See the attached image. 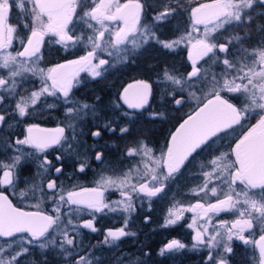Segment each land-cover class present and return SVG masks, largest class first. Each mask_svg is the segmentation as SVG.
Wrapping results in <instances>:
<instances>
[{
    "label": "snow or ice",
    "instance_id": "obj_1",
    "mask_svg": "<svg viewBox=\"0 0 264 264\" xmlns=\"http://www.w3.org/2000/svg\"><path fill=\"white\" fill-rule=\"evenodd\" d=\"M13 10H18L15 25L8 22ZM78 10L83 14L79 15ZM150 12V21L145 22L144 18H148ZM184 13H189L191 31L185 28V34L172 38L170 42L161 39L164 26ZM259 18H264V0H213L212 3H202L193 8L183 7L182 0H175L174 3L172 0H162L160 4H150L148 0H143V3L141 0H129L123 4L120 0H0V106H4L0 108V125L11 128L18 122L17 117L24 118L45 108H55V103H47V97L62 98L63 103L68 105L70 93L78 84L79 74L87 72L92 78L101 77L102 72L114 66L116 60L99 58L100 53L111 49L108 56H116L130 40L136 51L118 56L117 60L121 63L133 59L150 45L176 51L184 43L188 48L191 70L186 75H173L167 70L163 72L170 81L164 95L170 96L177 107L184 105L186 98L183 93L186 89L197 83L203 85L198 89L202 98L197 97L196 108L170 135V140L159 150L158 157L151 148L137 141L136 146L126 153L127 157H141L135 161V169L130 168L128 173H122L119 177L103 178L96 187L65 190L63 181L59 180L66 154H75L79 160V173H85L89 167L87 159H81V154L75 150V134L69 140L63 127L45 130L33 124L27 127L24 138L6 141L8 148H15L17 154L0 160V238H11L5 239V244H0V264H28L25 258L31 255V248L36 245L40 249L56 247L58 255L63 257V264H102L96 253L89 251L93 246L85 247L79 239L81 228L98 232L94 226L95 213L105 209L115 212L120 206L124 212L134 211V198H153L164 194L171 181L182 173L191 159L215 144L216 140L222 138L221 134L227 136L236 126L243 128L254 116L259 118L248 125L234 146L225 145L229 151L210 159L207 170H204L205 165L201 166L203 183L193 191L197 195L204 193L205 197L210 192L212 197H216L215 202L205 204L198 199L188 207L170 208L163 226L176 225L184 212H192L195 215L187 227L195 232L192 247L202 246L207 250L204 264H229L234 238L244 245L251 244L258 248L259 264H264V23H258ZM74 19L83 21L90 34H77L74 27H70L74 26ZM199 25L204 26V31L201 36L194 37L193 33L199 32ZM233 25L254 29L259 34L261 39L251 51L242 46L237 48V44L242 45L249 34L229 37L224 43L217 42L218 37L213 33L222 35V30L226 31L227 27ZM46 36L55 38L50 43L64 45L65 48L69 42L75 46L87 41L90 42V49L86 50L85 55L57 64L45 72L28 62L42 58L41 48ZM105 40L107 48L102 43ZM14 41L19 45L15 54L9 51ZM84 46L88 48L87 44ZM217 53L223 54V58ZM205 57L215 59L221 66L220 73L206 77L198 66ZM94 59L98 62L93 63ZM35 76L40 77L41 86L39 90L32 91L25 84ZM22 91L27 95H22ZM152 95V85L139 80L124 88L120 99L128 109L139 110L148 105ZM236 98L241 99L240 104L232 102ZM95 99L99 101L100 97ZM79 107L86 110L94 105L83 102ZM78 111L75 106L67 107L65 118L74 120ZM161 115L150 113L152 119ZM104 127L116 131L108 124ZM129 131L128 127L120 128L121 135ZM100 135L99 130L92 132L93 137ZM21 145L38 153H46L53 146L60 148V154L55 157L61 162L59 166L47 156L37 158L40 159L38 169L42 170L41 174L49 175L33 190L34 197L38 192L42 198L40 202L51 201L54 205L52 215L40 209V202L34 205L35 211H25L14 206L8 195L4 194L8 189L15 192L23 161L34 155L23 152L19 148ZM95 159L102 162L103 153L96 152ZM141 166L143 175L133 183V173L140 172ZM213 181L216 184L209 187ZM237 181L243 185L242 189L235 187ZM109 188L119 191V201L106 202L105 192ZM256 189L259 191H253ZM65 207L76 213L87 209L93 219L75 224L72 217L62 212ZM222 212H236L238 218L231 222L221 220L218 226L214 225L212 216ZM205 218L206 222L201 224L200 221ZM147 220L146 217L145 222ZM129 221L130 217L125 219L124 226L108 229L103 244L110 245L123 237L135 235L126 230ZM61 226L59 235L51 237L50 230L56 232ZM255 228L259 229L258 239L251 238L256 235L253 231ZM245 232H249V237L244 235ZM17 234H22L18 238V246ZM185 247V244L173 239L159 254ZM42 264L47 262L43 261Z\"/></svg>",
    "mask_w": 264,
    "mask_h": 264
},
{
    "label": "trees",
    "instance_id": "obj_2",
    "mask_svg": "<svg viewBox=\"0 0 264 264\" xmlns=\"http://www.w3.org/2000/svg\"><path fill=\"white\" fill-rule=\"evenodd\" d=\"M141 2L143 3V0ZM172 2L174 3L175 0H172ZM148 3L160 4L162 0H148ZM196 4L192 3L190 5L186 0H182L183 7L193 8L197 7ZM17 12L18 10H13L9 16L10 22L14 25L17 22ZM150 17L151 12L148 18H144L145 22H149ZM29 20H31V17H29ZM92 23L95 24V22ZM258 23H264V18H259ZM71 27H74L77 34L81 32L90 34L83 21H75L74 19V26ZM185 28L191 31L189 13L179 15L171 23L166 24L160 33L161 39L170 42L172 38L185 34ZM198 28L199 32H194V37L201 36L204 26L199 25ZM230 28L231 30L227 29L230 32L226 36L227 38L235 36L244 37L246 34H249V38L243 41L242 45L237 44V48L242 46L251 51L261 39L254 29L250 30L247 27H237L234 25L230 26ZM70 34L72 33L70 32ZM53 39L55 38L47 36L44 45H42L41 52L43 55L40 59L42 67H53L64 61L76 59L81 55H85L86 50L90 49V42L87 41L75 46L69 43V46L65 48L64 45L50 43L49 41ZM84 44H87L88 48ZM18 47V43L14 41V52ZM135 51L125 50L116 54V56L109 57L106 50L100 53L99 58L117 61L118 56H123L126 52ZM217 55L221 59L223 58V54L217 53ZM117 62L114 66L103 71L102 76L99 78H92L87 72L82 73L78 77V84L73 87L70 93V103L68 105L63 103L62 98L57 100L54 97H47V103H55L57 105L55 108H45L44 111L36 115L32 114L28 118L19 119L11 128H8L7 125H2L0 127V160H7L10 156L17 154L15 148H8L6 141L9 139L14 141V137L17 134L24 136L25 123L40 124L46 127H63L65 129V137L69 140L75 134V150L81 154V159H87L89 167L85 173H79L77 171L79 160L76 159L75 154H66L62 162L63 174L59 178L60 181H63L65 190H79L80 187H96L103 178L119 177L122 173H128L130 168L135 169V161L140 160L141 157H127L126 153L128 149L136 146L137 141L151 148L155 156L158 157L160 155L159 150L164 148L165 144L170 140V135L193 112L197 106V97L202 95L198 91L203 86L200 83L193 84L190 89L185 90L183 96L186 100L182 107H177L172 102L170 96L164 95L167 87L170 85V81L163 75L164 70L173 75H186L191 70V61L188 59V48L184 43H181L176 51L164 50L156 45H150L135 55L133 59H128L124 63ZM198 66L206 73V77H211L221 71V66L216 63L214 58L205 57L204 60L199 61ZM138 80L148 81L153 87V95L144 109H128L120 99V96L124 88ZM40 86L39 77H32L25 84V87L32 91L38 90ZM21 94L25 95L26 93L22 91ZM97 96L100 97L99 101L95 99ZM83 102H88L90 105H94V107L86 110L80 109L79 106ZM232 102L240 104L241 99L236 98ZM69 106H75L79 109L74 120L65 118L66 109ZM150 113H162V115L157 119H152ZM258 118V116L250 117L243 128L236 126L227 136L221 134V139L216 140L215 144L211 145L204 152H201L195 159H191L187 167L182 169V173L175 180L171 181L164 194L153 198H134V211L124 212L122 206H120L115 212L105 209L104 212L94 215V219H103L104 221L105 219H116L118 221L117 225L120 226H124L125 219L130 217L129 224H131V227L128 231L135 233V235L123 237L116 244L105 245L100 239L86 234L87 232H84L81 228L83 235L81 234L79 239L83 245L85 247L89 245L93 246L89 248V251H94L102 264H121V259H123V264H140V262L142 264H197L196 260L202 258L203 251L194 250L192 241L187 238L185 231H181L183 232L182 240L186 246L184 249H177L172 252L166 251L165 255L159 254L160 250L165 247L163 245L166 242L165 237L169 241L176 234V231L180 229L176 226L167 228L163 226L169 209L190 206L195 204L198 199L200 201L206 199L203 195L204 193L197 195L193 191L194 189H198V186L203 183V178L200 175L202 171L201 166L205 165L204 170H207V162L221 153L229 151L230 149L225 145L230 144L234 146L235 141L247 130L248 125L254 124ZM9 122L11 123V121ZM105 124H108L109 127H114L116 131L108 130V128L104 127ZM121 127H128L130 131L121 135ZM96 130L101 132L99 137L92 136V132ZM19 148L23 152L33 153L34 155L29 156L28 159L23 161L17 181V189L20 195L24 193L25 195L22 196L25 197L29 194L32 199H28V202L17 200V203L26 209L36 210L34 205L40 202L42 198L39 197L38 192L34 197L33 190L36 185L44 181L45 176L49 175L48 173H43L42 175V170L38 169L40 159L44 155H40V153L35 152L34 149L28 146L21 145ZM65 148L67 149V145H65ZM47 152L49 154L47 158L53 164L59 166L61 162L55 159L60 154L59 146H53ZM96 152L103 153L102 162L95 159ZM28 168L33 170L25 171ZM140 172H143L142 166ZM138 173H133V183L136 182L134 176L140 175ZM215 184L216 181H213L209 187ZM241 186L242 184L237 181L235 185L237 190L241 189L239 188ZM253 191L258 192L259 189ZM106 193V200L109 203L121 199L118 190H108ZM211 202H215V200ZM29 205L32 206L30 207ZM53 208L54 205L50 200L40 202V209L49 215L54 214ZM62 212L72 217L75 224H79V217L83 216L82 213H84L69 211L67 207L62 208ZM146 217L148 218L147 222H145ZM101 227L105 226L102 225ZM60 230H62V226L56 232L50 230L51 237L58 236ZM254 232L256 235L253 236V239H258V228ZM18 238L16 239L17 242H19ZM0 244H5V239L0 238ZM231 244L233 253L228 257L229 264H259V249L254 245H243L237 241H233ZM25 260L28 264H42L43 261H46L47 264H63V257L58 255V249L53 246L47 249H40L38 245L33 246L31 248V255L26 257Z\"/></svg>",
    "mask_w": 264,
    "mask_h": 264
},
{
    "label": "flooded vegetation",
    "instance_id": "obj_3",
    "mask_svg": "<svg viewBox=\"0 0 264 264\" xmlns=\"http://www.w3.org/2000/svg\"><path fill=\"white\" fill-rule=\"evenodd\" d=\"M127 2H129V0H120V3L121 4H123V3H127ZM78 14L79 15H82L83 13L82 12H80L79 10H78ZM10 24H12L11 22H10V20L8 21ZM12 25H14V24H12ZM71 27V26H70ZM70 34V33H69ZM47 37V36H46ZM45 37V38H46ZM69 43H71V42H69ZM103 44H105V43H107V40H105V41H103L102 42ZM13 48H14V46H13ZM12 48V50H14ZM68 61V60H67ZM64 62H66V61H64ZM94 63H96V62H98L97 60H95L94 59V61H93ZM63 63V62H62ZM60 64V63H59ZM57 65V64H56ZM53 67H55V66H53ZM82 73H84V72H81L80 74H79V76L82 74ZM2 107H4V106H1L0 108H2ZM30 125H33V124H26V126H24V133H25V135L24 136H26L27 135V131H26V129H27V127L28 126H30ZM35 125H38V126H42V127H46V126H43V125H40V124H35ZM0 127H2V125H0ZM24 136H20L19 134H17L15 137H14V140L15 139H22V138H24ZM40 155H49L48 154V152H46V153H40ZM33 169H25V171H32ZM19 172H21V169H19ZM19 190L16 188V190H15V192H13V190L12 189H8V191H6L5 192V194H7L8 195V197L12 200V202L17 206V207H20V208H23V209H25V210H28V211H32V210H30V209H26V208H24V207H22V205L21 204H19V203H17L18 201H21V202H28L27 200L28 199H32L31 198V195H26L25 197L24 196H22V195H20V193L18 192ZM106 194H105V200H106ZM18 200V201H17ZM106 202H108L107 200H106ZM19 204V205H18ZM105 211V210H104ZM103 211V212H104ZM83 212L84 213H82L83 214V216H81V217H79V224H82L83 223V221L84 220H87V219H93L92 218V216L93 215H89L88 214V212H89V210H87V209H84L83 210ZM102 213V212H101ZM229 213L230 212H222V213H220L219 215H217L218 216V218H220V219H213L214 221H212L213 223H216V221H221V220H223V221H229L230 222V220H232L231 218H229ZM96 214V213H95ZM94 214V215H95ZM99 214V213H98ZM195 214L194 213H192V212H184V214H183V218L176 224V225H170V226H168V227H174V226H176V227H179L180 229L179 230H177L176 231V234L174 235V236H172L170 239H169V241H167L168 239L165 237V241L166 242H164L163 243V245L165 246L167 243H169L171 240H173V239H177V240H179L180 242H182L183 243V240H182V237H183V232H181V231H185V235L187 236V238H189V239H191V241H192V245L195 243V241L193 240V236L195 235V232H194V230L193 229H189L188 227H187V225L189 224V223H191L192 222V218H193V216H194ZM206 220V219H205ZM202 221H204V220H201V222ZM165 222H166V219H165ZM218 222H217V224H218ZM117 223H118V221L116 220V219H110V220H107V219H105V221L103 220V219H94V226L98 229V232H96V233H92V232H90L89 230H86V229H83L84 230V232H87L86 234H90V235H92V236H94L95 238H98V239H100V241H102V243H103V239H104V236L106 235V231L108 230V229H116V228H119V227H122V226H120V225H117ZM107 224H110V225H107ZM102 225H104L105 227H101ZM131 227V224H129L128 223V226H127V228H126V230L128 231V229ZM167 228V227H166ZM256 229V228H255ZM255 229H253V231L255 230ZM20 235H22V234H20ZM20 235H17V237H19ZM83 235V234H82ZM244 235L246 236V237H249V232H245L244 233ZM252 239H253V237H251ZM3 239H8V240H11V238H3ZM123 238H121L119 241H121ZM119 241H116V242H114V243H112V244H116L117 242H119ZM233 241H237V242H239L240 244H243V242H241V241H239V240H236L235 238L233 239ZM232 241V242H233ZM231 242V243H232ZM184 244V243H183ZM16 245L18 246V242L16 241ZM244 245V244H243ZM5 246H7V245H5ZM198 247V246H197ZM165 248V247H164ZM197 249L198 250H201V251H203V256H202V258H199V260H196V263L197 264H204V259L206 258V255H207V250L206 249H202V248H194V250L195 251H197ZM166 251H168V250H165V252H164V255L166 254ZM172 252V251H171Z\"/></svg>",
    "mask_w": 264,
    "mask_h": 264
},
{
    "label": "rangeland",
    "instance_id": "obj_4",
    "mask_svg": "<svg viewBox=\"0 0 264 264\" xmlns=\"http://www.w3.org/2000/svg\"><path fill=\"white\" fill-rule=\"evenodd\" d=\"M186 2L188 3V4H192V3H197L196 4V6H199L200 4H202V3H209V2H213V0H186ZM199 3V4H198ZM227 29H229V30H231V28L230 27H228ZM229 30H226V31H223L222 30V35H220V34H218V33H213V35H215V36H217L218 37V40H217V42L218 43H224V41H226L227 40V35L230 33V32H228ZM203 31H204V29H203ZM203 31L201 32V33H203ZM138 41H139V37H137V44H138ZM105 46H106V48H107V43H105L104 44ZM111 49H107V51H110ZM125 50H130V51H134V50H136V47H134V45H133V43L131 42V40L126 44V46L124 47V49H122L121 51H125ZM9 51H11V52H13V54H15V52H14V50H12V49H9ZM120 53V52H119ZM118 54V53H117ZM118 61V60H117ZM116 61V62H117ZM29 64H32L34 67H37V68H39V69H42L43 71H45V72H47V70L49 69V68H52V67H42L41 66V64H40V60H38V61H29L28 62ZM94 63V62H93ZM97 63V62H96ZM117 63H119V62H117ZM27 75H29V76H31V73H28ZM36 78H38L39 76H35ZM34 78V77H33ZM40 78V77H39ZM38 90H39V88H38ZM25 95H27V93L25 94ZM200 98H202V95L200 96ZM39 103V102H38ZM196 103H198V100H197V102ZM1 107V106H0ZM39 113V112H38ZM33 114H37V113H33ZM29 116H26V117H24V118H19V117H17V120H19V119H25V118H28ZM26 124L27 123H25V126H26ZM140 173V175H137V176H134L135 178V180L137 179L136 177H139V176H141V175H143V172L141 173V172H139ZM138 173V174H139ZM132 179H133V177H132ZM239 188H243V185L241 186V187H239ZM108 190H117V189H114V188H109ZM107 190V191H108ZM239 190V189H238ZM257 192V191H256ZM105 194H107L106 192H105ZM204 195V194H203ZM205 197V196H204ZM206 199L205 200H203V201H201L202 203H205V204H207L208 202H211L212 200H216V198L215 197H212L211 196V194H210V192L208 193V196L207 197H205ZM181 207V206H180ZM183 207H188V206H183ZM211 215V214H210ZM229 218H231L232 220H230V222L231 221H233V220H235L236 218H238V213H236V212H230L229 213ZM206 219V218H205ZM213 219H220V218H218V216L217 215H213L212 216V221H214ZM206 222V220H204V221H200V223L201 224H203V223H205ZM217 222L218 221H216V223H213L214 225H217L218 226V224H217ZM220 231L221 232H223V229H220ZM258 232H259V229H258ZM18 245H19V242H18ZM196 248H202L203 250H204V248L202 247V246H198V247H196ZM26 259V258H25Z\"/></svg>",
    "mask_w": 264,
    "mask_h": 264
},
{
    "label": "water",
    "instance_id": "obj_5",
    "mask_svg": "<svg viewBox=\"0 0 264 264\" xmlns=\"http://www.w3.org/2000/svg\"><path fill=\"white\" fill-rule=\"evenodd\" d=\"M209 3H212V2H209ZM63 63H65V62H63ZM139 81V80H138ZM144 81V80H143ZM145 82H147V83H149L148 81H145ZM136 83V81H134V82H132V83H130V84H135ZM129 84V85H130ZM150 84V83H149ZM128 87V86H127ZM150 100V99H149ZM185 119H187V117L185 118ZM179 127V126H178ZM177 127V128H178ZM39 128H41V129H45V130H52V129H56L57 127H42V126H39ZM175 132V131H174ZM5 194V193H4ZM5 195H7V194H5ZM10 199V198H9ZM11 200V199H10ZM14 204V203H13ZM14 206H16L15 204H14ZM17 207V206H16ZM20 208V207H19ZM21 209H23V208H21ZM23 210H25V209H23ZM25 211H28V210H25ZM47 214V213H46ZM17 235H20V234H17Z\"/></svg>",
    "mask_w": 264,
    "mask_h": 264
}]
</instances>
